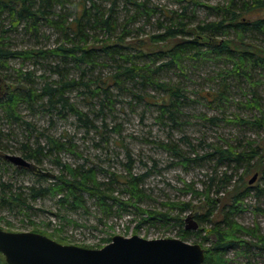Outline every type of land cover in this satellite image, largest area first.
Returning <instances> with one entry per match:
<instances>
[{"label":"rangeland","instance_id":"obj_1","mask_svg":"<svg viewBox=\"0 0 264 264\" xmlns=\"http://www.w3.org/2000/svg\"><path fill=\"white\" fill-rule=\"evenodd\" d=\"M140 1L146 3L148 8L155 10L156 13L150 17L139 15L134 21L131 15L135 14L136 10L129 9L128 14L124 5L118 4L116 12L120 24L128 23L130 31L126 41L120 46L125 47L122 50L123 54L143 50L145 57H140L138 63L151 65L148 61L150 53L146 48L141 47V42L147 41L148 44H151L150 37L161 32L158 23L165 21L166 12L181 11L184 6H188V16H193L196 21L198 20L197 22H203L215 18L208 5H223L227 0ZM99 4L106 5L101 1ZM6 24L8 29L9 21ZM118 32L120 33V30ZM40 34V39L36 41V38L31 34L27 35L21 30H11L6 39L11 47L20 49L55 48L62 42L61 35L51 26H43ZM88 34L90 45L97 44L96 39L99 42L107 36L103 30L90 31ZM100 53L98 55H101ZM102 58L104 57L99 56V59ZM152 59L156 60L157 58L155 56ZM108 61L110 62V60ZM39 62L35 64L33 61H23L20 58L13 59L9 61L7 69H0V76L13 82L16 78V70L22 68L34 71L36 86L39 87L45 79L59 78L52 71L51 65H58L66 70L75 68V65L70 62H67L68 66H65L66 63L60 57H48L40 59ZM160 63H157V66ZM184 63L179 67L164 69L160 73L162 81L184 88L188 95V101L183 107V115L180 117L183 125L179 129H172L171 123H168L166 119L161 121L159 106L147 101L150 99L149 93L159 98L160 92L153 91L150 87H146L148 88L146 89L140 85L133 88L132 83L123 88L111 86V103L101 114H99L100 99L96 97L92 99L87 92L85 93V89L69 94L71 102L89 115L97 129L85 128L83 123H80L73 115L67 113L63 115L56 110H48V107L41 102L36 104L33 109H30L26 104H20L17 111L21 117L35 126V129L32 127L30 134L20 123L7 119L3 109L0 108V141L7 150V154L23 157L21 144L26 141L34 143L38 140L44 144L48 142V137H51L54 141L66 143L68 150L53 151L52 156L44 159L43 165L40 166L42 171L60 174V168L57 166L59 161L72 167H92L99 173V178L106 179V181L109 180L107 178H110L111 174L120 176L121 180L126 179L125 175L129 168H132V174L143 176L139 187L143 194L141 200L132 199L126 193L124 184L112 186L116 190L114 195L126 205L120 206V204L108 200L110 212L103 211L88 194L86 196L89 199L87 208L78 209L75 212L59 210L56 203L57 198L47 197L32 202V209L26 213L18 208L13 211L0 208V228L10 232H40L47 236L54 232L66 240L64 244L85 248H101L107 244L109 238L117 235L124 237L138 235L144 239H182L189 243H199L206 251L215 241V236L210 233L214 217H209L207 221L199 223L197 215L205 214L208 211L209 200L217 197L213 191L217 188V178L223 175L224 169L218 167L216 161L184 164L172 151L166 150L162 146L171 144L181 148L192 158L195 157L194 150L203 155L212 146L224 145L226 142L236 146L252 144L255 147L259 145L264 147L263 128L237 122V118L251 121L259 116L258 108H255L253 103L254 99L259 100L264 106V74L258 72L260 83L254 87L252 85L248 87V82L244 79L229 78L228 84L231 88L228 99L210 102L209 100L212 98L207 93L217 91L218 74L220 71L231 68V64L212 57ZM109 64V67L98 65L95 68L88 67L89 72H87L84 82H87L92 74L108 77L115 71V65ZM75 71L76 69H74V74H76ZM81 76L79 71L77 77L81 78ZM89 82L87 83L94 89L95 83L90 80ZM135 92L146 98L141 100L135 98ZM204 95L207 99L203 97ZM150 100L153 102V99ZM214 116L220 118V121L211 123L205 119V117ZM188 141L192 146L194 145V149L188 147L186 144ZM243 171L244 169H240L233 180H238V175L240 176ZM255 175H257L256 180L250 183ZM0 177L8 183H13L15 187L33 184L36 181L35 175L16 173L12 167L0 169ZM213 179L214 181H212ZM245 179L247 186L264 187V177L258 172L247 175ZM234 184L242 185L239 181ZM209 186L213 187L211 192L208 190ZM255 192L256 189H253L245 197L241 210L234 217L239 224L258 228L264 234V211H255L258 207L264 209V200L256 197ZM184 204H189L190 207L181 211L179 207ZM150 212L165 213L169 219L168 221L149 220L147 213ZM56 213L59 216H56ZM215 214L219 217L220 207L215 211ZM189 216H193V219L199 224L201 234L199 237L189 235L184 239L181 236L182 226L177 219L183 220V227H186L190 226V222L186 220ZM218 217L215 219H219ZM244 238L251 240L250 237ZM52 239L55 240V238ZM225 257L228 261L227 264H264V255L255 250H252L251 253H244L242 249L236 248L229 250Z\"/></svg>","mask_w":264,"mask_h":264},{"label":"trees","instance_id":"obj_2","mask_svg":"<svg viewBox=\"0 0 264 264\" xmlns=\"http://www.w3.org/2000/svg\"><path fill=\"white\" fill-rule=\"evenodd\" d=\"M99 1L106 5L99 4ZM118 4H123L127 13L129 9L136 10V13L131 15L134 21L139 15L150 17L156 13L140 0H0V69H7L9 61L18 58L38 64L40 59L60 57L66 63L65 66H68L67 62L75 65V68H70L71 70L51 65L52 71L59 78L45 79L39 87L36 86L34 71L22 68L16 70V78L13 82L0 76V108L3 109L7 119L20 123L31 134L32 127L35 129V126L21 117L17 111L18 106L26 104L33 109L41 102L48 107V110H56L63 115L66 113L73 115L80 123H83L85 128L94 129L96 128L94 122L90 120L87 113L71 102L69 94L85 89V93L87 92L92 99L95 97L100 99L99 114H101L111 103L110 87L123 88L132 83L133 88L140 85L160 92L159 98L149 93L148 96L153 99V102L150 99L147 101L159 106L161 121L166 119L168 123H171L172 129H179L183 125L180 117L183 115L182 111L188 101V95L184 88L162 81L160 73L164 69L179 67L186 61H200L209 57L222 59L231 64V68L220 71L218 74L217 91L207 93L212 98L210 102L228 99L231 88L228 84L229 78L244 79L248 82V87L259 85L258 72L264 74V14H262L264 13V0H227L223 5H208L215 18L203 22H197L198 20L196 21L193 16H188V6H184L181 11L166 12L165 21L158 23L161 32L150 37L151 44L147 41L141 42V47L146 48L150 53L148 61L151 65L138 63L140 57H145L143 50L123 54L122 50L125 47L120 45L126 41L130 31L128 23L120 24L116 12ZM7 21L10 26L8 29ZM45 25L53 27L61 35L62 42L55 48H13L6 39L9 31L21 30L27 35L31 34L38 41L41 29ZM96 30L105 31L107 36L99 42L96 39L97 44L90 45L88 33ZM224 36L227 38L224 39ZM99 53L101 55H98ZM99 56L104 58L99 59ZM155 56L157 59H152ZM159 62L161 63L157 66ZM109 63L112 66L115 65V71L108 77L94 74L90 76L89 80L96 85L94 89L90 87L89 80L87 81L89 83L84 82L89 72L88 67L95 68L97 65L109 67ZM74 69H76V74L73 73ZM79 71L81 78L77 77ZM39 77L45 78L44 76ZM134 97L140 100L146 98L136 92ZM203 97L207 99L206 95ZM253 104L255 108H258L259 116L251 121L237 118V122L264 129V106L255 99ZM205 119L211 123L220 121V118L215 116L205 117ZM186 144L188 147H194L190 141ZM21 146L23 158L35 163L29 161L32 168L12 164L6 158L8 152L0 141V169L12 167L16 173L35 175L36 181L33 184L15 187L13 183H8L0 177V208L2 209L7 208L13 211L18 208L26 213L32 209V202L55 197L59 210L75 212L78 209L87 208L89 199L86 196L88 194L103 211L110 212L108 200L120 206L126 205L114 195L116 190L112 188L113 185L120 183L124 184L126 193L132 199H142L143 194L139 187L143 176L132 174V168L128 169L126 179L121 180L120 176L111 174V179L107 178L109 179L107 182L106 179L99 178V173L92 167H72L56 160L60 174H55L42 171L40 166L43 165L45 158L52 156L53 151L68 150L66 143H59L48 137L47 143L43 144L38 140L34 143L26 141L22 142ZM162 147L172 151L184 164L216 161L218 167L224 169L222 170L223 175L217 178V186L215 185L217 188L213 191L217 197L209 200L208 211L205 214L197 215L199 223L207 221L209 217H214L210 233L215 236V241L205 251L206 258L203 264H227L226 253L236 248L242 249L244 253H251L255 250L264 255V234L258 228L239 224L234 217L241 210L245 197L253 189H256V197L264 200V187L247 186L245 179L253 172H258L264 177V147L260 145L255 147L252 144L236 146L226 142L224 145L210 146L211 149H207L203 155L194 150L195 157L193 158L181 148L171 144H163ZM240 169L244 171L240 173V176L238 175L239 179L234 181ZM238 181L242 185L234 184ZM212 189V186L208 187L210 192ZM189 207V204H184L179 209L184 211ZM219 207L218 217L215 211ZM255 211L262 212L264 209L258 207ZM147 214L149 220L168 221L169 219L165 213L150 212ZM55 215L59 216L57 213ZM217 217L219 219H215ZM177 221L182 226L181 236L184 239L189 235L200 236L199 229L187 230L183 227V220L177 219ZM48 236L55 238L57 242L66 243L64 238L54 232ZM244 237H250L251 240H246ZM111 240L112 238H109L107 244ZM0 264H7L1 253Z\"/></svg>","mask_w":264,"mask_h":264},{"label":"water","instance_id":"obj_3","mask_svg":"<svg viewBox=\"0 0 264 264\" xmlns=\"http://www.w3.org/2000/svg\"><path fill=\"white\" fill-rule=\"evenodd\" d=\"M6 158L15 166L32 168L21 156L7 154ZM186 220L190 222L187 230L199 229L193 216ZM0 253L7 264H203L206 258L201 244L177 238L117 235L101 248H85L63 244L37 232H10L2 228Z\"/></svg>","mask_w":264,"mask_h":264}]
</instances>
